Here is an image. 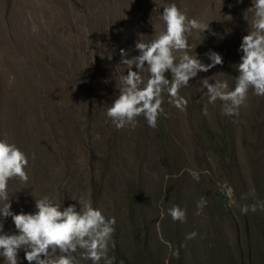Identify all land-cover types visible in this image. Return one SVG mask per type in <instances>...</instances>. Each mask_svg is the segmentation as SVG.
<instances>
[{
  "label": "rangeland",
  "instance_id": "374dc122",
  "mask_svg": "<svg viewBox=\"0 0 264 264\" xmlns=\"http://www.w3.org/2000/svg\"><path fill=\"white\" fill-rule=\"evenodd\" d=\"M170 3L185 10L189 19L209 24L205 33L193 30L188 35L191 54L210 63L206 53L217 51L223 56V64L201 71L188 86L179 89L188 100L186 110L169 103L165 91L156 127H149L140 116L134 128L117 129L106 112L119 95L121 75L128 71L120 64V50H127L129 58L138 55L137 41L143 37L150 42L164 30L160 12ZM251 6L252 0H160L158 7L154 0H0V119L11 133L19 129L12 128L18 124L22 128L39 127L42 113L38 109L44 102L48 128H58L62 136V145L56 144L55 148L62 155L68 154L61 158V167L68 157L84 178L91 173L98 178L104 160H95L91 168L86 149L89 141L100 148L104 159L109 156L113 172L105 180H113L115 190L120 192H124V185L131 184L134 196L150 200L144 211L146 220L137 219V229L126 243L132 257L147 255L143 251L147 246L155 264H169L177 256L180 259L176 264H197L196 258L219 264L207 256L213 252L222 257L227 253L221 248L225 243L234 248L236 257L237 240L242 246L248 241L257 245V223L264 221V203L258 197L264 192V128H257V110L261 107L264 112V96L250 90L247 106L235 116L225 115L223 102L217 100L208 105L205 115L206 98L201 91L203 78L212 79L214 74L215 79L227 81L230 88L234 86L236 65L242 56L240 44L250 30L245 13L251 20ZM10 76L15 77L12 83ZM141 76L146 83V68ZM90 88L94 89L91 94ZM10 99L15 107L7 105ZM87 128H93L92 139L86 137ZM168 128L176 130L175 142L180 151L168 155L169 166L159 142V136ZM183 132L197 136V140H180L178 134ZM217 147L221 148V160L227 162L220 170L216 168L214 191L218 182L228 181L236 194L235 206L226 207L216 191L222 205L220 219L214 218L212 198L207 200L203 195L208 203L206 210L196 197L188 196L195 194L193 183L182 188L187 207L177 206L185 207L183 220H173L168 214V209L175 207L168 189L171 181L177 177L190 184L192 178L204 176L206 189L212 181L213 163L217 166ZM244 208L247 212L242 211ZM154 225L155 235L151 233ZM217 225L221 229H212L215 237L211 227ZM246 227L253 234L252 240L246 236Z\"/></svg>",
  "mask_w": 264,
  "mask_h": 264
},
{
  "label": "clouds",
  "instance_id": "9594fccd",
  "mask_svg": "<svg viewBox=\"0 0 264 264\" xmlns=\"http://www.w3.org/2000/svg\"><path fill=\"white\" fill-rule=\"evenodd\" d=\"M154 4L160 6V0H154ZM248 10L253 15L249 20L245 13L250 30L240 44L242 56L236 65L238 75L234 86L230 88L227 81L215 79V74L212 79L205 77L202 80L205 115L208 114V105L217 100L223 102L225 115L235 116L247 106L250 90L256 96H264V0H252ZM160 19L164 30L150 42L146 43L143 37L137 41L138 55L129 58L127 50H120V64L127 66L128 71L121 75L119 95L106 112L117 129L134 128L140 116L145 118L149 127H156L165 91L169 103L186 110L188 100L179 94V89L188 86L201 71L208 72L223 64V56L217 51L206 53L210 63H203L197 54L190 52L192 46L188 35L193 30L205 33L209 24L196 18L189 19L186 11L176 3L164 5ZM145 68L149 73L146 83L141 76ZM14 79L10 76L9 82ZM28 164L29 158L21 148L0 139V257L4 264H19L20 250H24V259L29 264H77L74 253L78 249L82 250L81 258L92 264H101V261L114 264L115 257L108 253L110 246L115 247V218L106 217L101 208L83 197L75 199L79 207L77 204L62 207L55 197L46 195L36 197L34 212L16 213L12 210L9 180L18 178L21 182H28ZM164 214L162 209L161 216ZM168 214L173 220H183L185 215L179 207L168 209ZM7 217H11L16 231H4L3 220Z\"/></svg>",
  "mask_w": 264,
  "mask_h": 264
},
{
  "label": "trees",
  "instance_id": "16d2710c",
  "mask_svg": "<svg viewBox=\"0 0 264 264\" xmlns=\"http://www.w3.org/2000/svg\"><path fill=\"white\" fill-rule=\"evenodd\" d=\"M89 91L91 94L94 89L90 88ZM2 92L3 89L0 87V94ZM7 105L15 107L16 103L14 101L12 104V100L10 99ZM38 111L42 113L39 127L22 128V125L18 124L12 127L19 128L14 133H11L8 129L10 127L0 119V139H6L16 144L29 158L27 166L28 182H21L18 178L9 180L8 191L12 210L16 213L21 211L34 212L36 211V197L41 198L46 195L55 197L56 201L62 204V207H66L69 204H77V207H79V202L75 199L83 197L87 201H90L93 206L101 208L106 217L115 218V231L113 233L115 247L110 246L108 253L109 256L115 257L114 264H155L152 258L148 257L145 259L137 254L132 257L128 253L126 243L133 229L131 228V220L132 217L136 216V209L132 206L133 200L130 198L129 192L125 194L124 192L117 191L113 186V180H105V176L113 172L108 160L109 156L104 159L99 154L100 148H97L96 144L89 141L86 149L90 155L89 164L91 168L94 167L92 163L95 160H104V169L98 178L93 173L90 174L89 178H84L81 175L80 169L72 167L71 162L67 161L68 157L65 158L63 167H61V158L68 154H60L55 147L56 144L62 145V136L58 128H48L49 121L44 102H41ZM257 128H264V112L261 110V107L257 110ZM85 133L88 139L93 138V128H87ZM258 197L264 203V192H261ZM138 214L140 213L138 212ZM3 223L5 232L16 231L11 217L5 218ZM245 230L246 236L248 235L251 238L253 234L249 232L247 227ZM252 242L248 241L242 246L237 240L235 249L238 257L232 253L234 248L226 244L224 247H221L227 251L222 257L208 255L207 258L209 261H219V264H264V221L263 223H257V245H253ZM81 251L78 249L74 253L77 257V264H92L90 260L81 258ZM18 256L19 264H29L24 259V250H20ZM179 259L178 256L175 259L171 258L169 264H176ZM196 260L197 264H214L202 260L198 261V258ZM0 264H4L2 257H0ZM101 264H103V261H101Z\"/></svg>",
  "mask_w": 264,
  "mask_h": 264
},
{
  "label": "crops",
  "instance_id": "0c3cea01",
  "mask_svg": "<svg viewBox=\"0 0 264 264\" xmlns=\"http://www.w3.org/2000/svg\"><path fill=\"white\" fill-rule=\"evenodd\" d=\"M168 131H169V128H168ZM167 133H164L162 134V136L160 135L159 136V142H160V147H161V150H162V153H163V156H164V159L166 161V164L167 166H169V159H168V155L172 154V152H175L176 154H180V151L178 150L177 146H176V142H175V132L176 130L170 128V131ZM162 133V131H161ZM197 136L193 135V134H190L189 132H183L181 134H178V138L182 141H188L189 143H191L193 140H197L196 138ZM200 143H202V140H203V136L200 134ZM139 153H142L141 150L139 149ZM214 154L215 156L218 158V161H217V166L215 165V163H213V166L211 168V179L212 181H210L209 183V186L206 187V189H204V182H203V178L204 176L200 177V176H197L195 179L192 178L191 180V183L189 184L188 181L184 180L183 178L181 179H178L177 177H175L168 189H169V195L172 196V198H174V201H175V204L174 206L177 207H183V206H186V202H187V198H185V194L182 193L183 192V189L184 186L186 187L189 186L191 187L192 184L194 183L195 185V194H191V195H188L189 197H196L197 198V201H200V204L202 205L203 208H208L206 207V205H208V203L206 202L205 199H207V197H209L208 199L212 198L211 199V209H212V216H214V218H218V220L220 219V214H219V208L221 207V198L217 195V193H215L216 191L215 190V182H214V178L213 177H216V168L218 167L219 170L222 168V163L223 162H227L225 160H221V148L220 147H217L215 150H214ZM182 156V155H181ZM225 157H228L227 154H225ZM214 182V183H213ZM113 183V181H112ZM130 184V183H128ZM166 183H164L165 185ZM167 185V184H166ZM114 186V185H113ZM124 193L126 194L127 192L130 193V198L133 200V204L132 206L136 209V216L135 217H132V222H131V228H133L131 230V232L135 231V229H137V219H141L143 217V220L142 221H145V215H144V211L146 212L147 208H148V203H150V200H146V201H142V198L141 197H136L134 196V193L132 192L133 190H131V184L128 185L127 187H125L124 185ZM213 188V189H212ZM162 191H163V187H162ZM206 195V198L204 199L203 195ZM165 195V193H164ZM185 195V196H184ZM165 197V206H168V199L166 197L168 196H164ZM207 199V200H208ZM138 202H139V207H138ZM196 205H198V203L196 202L195 203ZM136 205V206H135ZM187 207V206H186ZM224 207V206H223ZM185 208V207H184ZM181 209V210H184ZM207 210V209H206ZM138 212L140 214H138ZM213 218V219H214ZM147 222V221H146ZM137 224V225H136ZM218 227V228H217ZM198 229H200L199 227H197ZM219 229V225L217 226H212L211 227V230H215V229ZM152 231L151 233L153 235H155V233L157 232V229L154 226H152ZM221 229V228H220ZM219 229V230H220ZM212 230V232H213ZM130 232V233H131ZM221 233H219L220 235ZM130 235V234H129ZM213 236H217L215 231L212 233ZM210 238V237H208ZM218 239H221L220 237H218ZM211 240L213 241V239L211 238ZM167 244L168 241H167ZM226 244V243H225ZM225 244L223 245V247L225 246ZM176 248H178V245H176ZM128 249V253H129V248L127 247ZM221 249V248H220ZM177 250V249H176ZM143 251L147 254H142L140 255L141 257L143 258H152L153 259V255H152V250L149 249V247L147 248V246L144 247ZM210 251H213L212 249H210ZM213 255V252L211 253ZM154 260V259H153Z\"/></svg>",
  "mask_w": 264,
  "mask_h": 264
},
{
  "label": "built area",
  "instance_id": "2783aa9c",
  "mask_svg": "<svg viewBox=\"0 0 264 264\" xmlns=\"http://www.w3.org/2000/svg\"><path fill=\"white\" fill-rule=\"evenodd\" d=\"M216 191L223 198V203L226 207L230 208L236 204V194L233 186L227 181L218 182L216 185Z\"/></svg>",
  "mask_w": 264,
  "mask_h": 264
}]
</instances>
